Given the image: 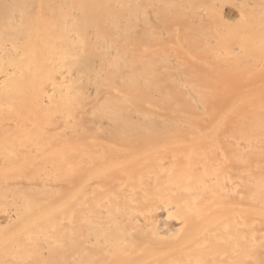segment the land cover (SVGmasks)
<instances>
[{
    "label": "bare ground",
    "instance_id": "6f19581e",
    "mask_svg": "<svg viewBox=\"0 0 264 264\" xmlns=\"http://www.w3.org/2000/svg\"><path fill=\"white\" fill-rule=\"evenodd\" d=\"M0 264H264V0H0Z\"/></svg>",
    "mask_w": 264,
    "mask_h": 264
}]
</instances>
